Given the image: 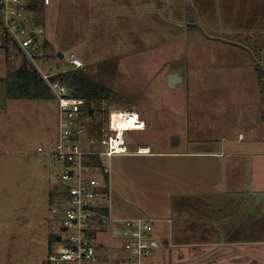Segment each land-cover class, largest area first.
I'll return each mask as SVG.
<instances>
[{"label":"rangeland","instance_id":"rangeland-1","mask_svg":"<svg viewBox=\"0 0 264 264\" xmlns=\"http://www.w3.org/2000/svg\"><path fill=\"white\" fill-rule=\"evenodd\" d=\"M128 1L132 0H117L121 7L129 6ZM142 1L134 9L140 21L115 15L100 18L106 0H52L42 12L27 15L31 25L44 31L41 41L45 43V58L38 62L43 73L68 70L69 54L77 57L79 52L77 58L84 65L81 70L110 91L107 101L93 106L101 110H97L99 118L111 110L128 108L146 123L145 130L128 132L125 137L130 153L137 145H145L154 155L116 156L110 160V170L115 167L113 207L114 202L122 206L120 197L123 203L153 202L147 192L155 190L141 184L139 187L138 180L126 174L129 172L124 165L140 168L145 178L153 181L159 177L170 180L171 159L163 154L209 148L207 140L234 135L241 124L252 125L251 108L236 105L242 97L249 100L245 96L256 83V67L251 65V72L243 68L240 71L248 62L244 54L240 59H227L225 51L234 50L219 42L227 38L218 35L216 26L200 28L201 32L188 31L180 24V9L173 4L172 11V0ZM155 8L159 9L156 14ZM82 42L87 44L82 46ZM232 43L237 44L234 40ZM248 48L256 55L264 54L260 42L256 46L248 43ZM253 57L257 64V56ZM23 63L18 50L0 49V264H53L48 263V257L57 244L50 239L52 235L64 236L55 200L67 186L59 180L57 167L50 166L58 136V110L54 100L5 98L6 78ZM173 74L181 75L182 81L170 88L167 78ZM240 89L248 91L240 93ZM173 137L178 139L176 146H171ZM176 165L172 172L177 179L172 184H183L186 167L184 162ZM165 190L168 195L167 186ZM143 215L155 219L159 216ZM152 239L158 247L151 249L141 264H175L164 243L156 235ZM123 244L120 226L110 225L95 241V262L85 264H126L133 256ZM172 254L177 255V264H183L191 255Z\"/></svg>","mask_w":264,"mask_h":264},{"label":"crops","instance_id":"crops-1","mask_svg":"<svg viewBox=\"0 0 264 264\" xmlns=\"http://www.w3.org/2000/svg\"><path fill=\"white\" fill-rule=\"evenodd\" d=\"M128 2L131 3L129 6L121 7L117 0H106L105 11L100 18L115 15L120 19H139V13L134 9L143 1ZM173 4L180 9V24L188 31L201 32L200 28L216 26L218 35L227 38L225 41L219 39V42L234 50L225 51L227 59H240L242 54L246 56L248 62L240 71L243 68L251 72V65L264 66V54L256 55L248 48V43L253 46L259 42L264 44V0H172V11L175 8ZM158 10L155 8L153 13H158ZM195 20L199 24L194 23ZM191 26L199 30H191ZM233 40L237 44L232 43ZM86 44L82 42L81 45ZM77 54L80 55L79 52ZM97 73H104V70ZM255 80L253 89L247 96L244 95L249 100L245 101L242 97L236 105L251 108L252 125L241 124L234 135L225 136L227 138L222 135L221 139H212L213 143L207 140L209 148L163 154L164 158L171 159L170 180L161 177L155 181L147 179L140 168L123 164L129 172L125 171L126 174L138 180L139 187L141 184L155 190L147 192L153 202L148 204L139 200L138 204H132L127 200L123 203L120 197L122 206H116L117 202H114L113 207L115 197L111 193L109 205L112 217L121 220L143 217L144 213L159 215L156 216L158 221L154 223L152 235H156L169 249L175 264L177 255L173 256V252L191 253L183 264H264V124L259 118L261 99L256 72ZM241 90L243 93L248 91L240 89L238 92L242 93ZM156 157L150 158L159 162ZM179 162H184L186 167L183 175L185 183L174 185L172 181L177 177L172 172V166L176 167ZM114 169L113 165L110 188ZM164 175L167 176L165 172ZM165 186L169 190L168 195ZM139 187L136 189L139 190ZM160 204L163 207H159Z\"/></svg>","mask_w":264,"mask_h":264},{"label":"built area","instance_id":"built-area-1","mask_svg":"<svg viewBox=\"0 0 264 264\" xmlns=\"http://www.w3.org/2000/svg\"><path fill=\"white\" fill-rule=\"evenodd\" d=\"M51 1L0 0V49L18 50L24 62L39 73L57 104L58 136L50 166L57 167L59 180L67 186L55 200L64 236L55 235L59 240H55L57 247L49 255L48 263L95 262L94 246L98 235L110 225H119L123 249L133 256L126 264H141L151 249L158 247L152 239L154 223L158 220L145 216L114 219L109 205V177L113 157L151 154L145 145H137L130 153L125 137L128 132L145 130L146 125L128 108L111 110L101 118L98 112L85 114L82 99L72 97L60 82L51 81L54 74H45L38 68V62L45 58V43L41 41L44 31L40 26L31 25L27 15L34 13L30 9L33 3L39 2L46 7ZM68 60L71 70L83 68L75 55L69 54Z\"/></svg>","mask_w":264,"mask_h":264},{"label":"trees","instance_id":"trees-1","mask_svg":"<svg viewBox=\"0 0 264 264\" xmlns=\"http://www.w3.org/2000/svg\"><path fill=\"white\" fill-rule=\"evenodd\" d=\"M30 9L34 13H40L44 7L41 3L35 2ZM190 29L199 30L196 26H191ZM81 69H69L54 74L50 79L51 81H58L64 85L72 97L82 99L84 101L82 110L85 114L90 115L93 112H97V110L101 112L99 108L96 109L93 106L97 103L101 104L103 101H107L110 97V91L107 87L93 82ZM256 79L261 99L259 118L264 124V66H256ZM5 98L10 101H50L53 100V95L39 73L31 66L23 63L6 78ZM50 240L55 241L56 236L52 235ZM51 242L49 241V243Z\"/></svg>","mask_w":264,"mask_h":264},{"label":"water","instance_id":"water-1","mask_svg":"<svg viewBox=\"0 0 264 264\" xmlns=\"http://www.w3.org/2000/svg\"><path fill=\"white\" fill-rule=\"evenodd\" d=\"M57 57L61 59L62 54L58 53ZM181 81H182L181 75L179 74L169 75V77L167 78V85L168 87L173 88L176 85V83L181 82ZM171 141H172L171 146H176L178 143V139L176 137H173ZM57 240H59V237H57Z\"/></svg>","mask_w":264,"mask_h":264},{"label":"flooded vegetation","instance_id":"flooded-vegetation-1","mask_svg":"<svg viewBox=\"0 0 264 264\" xmlns=\"http://www.w3.org/2000/svg\"><path fill=\"white\" fill-rule=\"evenodd\" d=\"M60 195H61V194H60ZM60 195H59V196H60ZM59 196H58V197H59Z\"/></svg>","mask_w":264,"mask_h":264}]
</instances>
